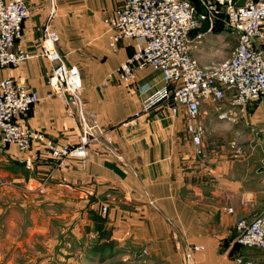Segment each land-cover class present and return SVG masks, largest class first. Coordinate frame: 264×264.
<instances>
[{"label":"crops","instance_id":"obj_1","mask_svg":"<svg viewBox=\"0 0 264 264\" xmlns=\"http://www.w3.org/2000/svg\"><path fill=\"white\" fill-rule=\"evenodd\" d=\"M26 2L30 14L14 49L36 53L45 41L46 26L55 29L66 65L81 73L84 112L88 117L95 113L98 124L86 162L60 163L37 144L24 152L5 144L6 152L26 161L24 166L39 173L49 190L55 187L59 193L71 194L74 201H88L105 216V235L97 226L89 228L96 236L88 243L92 253L63 260L71 264H264V250L244 247L237 240L239 220L264 214V147L251 146L252 142L243 156H236L233 148L219 141L210 146V136L220 137L235 124L221 116L230 110L215 112L211 100L202 104L197 119L205 129L199 148L184 107L173 113L163 104L136 115L145 97L143 90L163 85V75L148 66L138 69L129 85L117 78L119 66L138 48L131 39L120 40L114 50L110 46L104 20L123 0ZM193 3L200 11L198 1ZM54 7L56 14L50 19ZM222 25L218 16L211 30L202 32L201 24L191 36L203 33L201 41L193 39L191 49L203 66L222 59L216 50L225 31ZM231 32L238 40L237 33ZM51 66L46 57H32L18 67L0 68V78L12 77L40 94L26 120L30 128L57 143L75 144L84 133V123L76 106H69L58 94L48 96ZM261 111L256 107L244 121L254 123L255 117L261 121ZM241 125L251 129L244 122ZM0 153L6 156L1 149Z\"/></svg>","mask_w":264,"mask_h":264},{"label":"built area","instance_id":"obj_2","mask_svg":"<svg viewBox=\"0 0 264 264\" xmlns=\"http://www.w3.org/2000/svg\"><path fill=\"white\" fill-rule=\"evenodd\" d=\"M123 0L104 20L110 46L114 50L122 39L134 40L138 48L123 62L116 76L123 84L135 80L136 71L144 67L160 70L163 85L152 91L143 90L145 97L136 115L150 112L167 104L173 113L184 107L190 121L194 144L202 145L204 127L197 123L204 102L229 99L234 109L264 98V0H247L234 6L232 0ZM200 18L211 21L220 15L225 24L237 33V45L231 55L219 62L203 66L192 55V42L201 41ZM30 10L26 0H0V68L18 67L32 57H46L52 66L47 74L51 89L48 96L60 95L69 106H76L84 123L78 143H57L43 132L30 128L26 120L33 106L40 101L38 91L17 83L12 77L0 78V136L4 144H14L24 152L41 145L58 162L75 159L86 162L88 144L98 129L96 114L84 112L82 78L77 67H68L57 44L58 32L46 26L42 49L31 53L14 49L21 38L23 25ZM56 14L52 8L50 19ZM221 116L228 117L224 112ZM89 118L93 121L90 123ZM236 156L244 155L238 141L232 142ZM198 152L201 153V150ZM103 212L108 209L103 206ZM231 212L233 208H229ZM238 242L247 248L264 250V214L252 220L237 222ZM145 252V250H144Z\"/></svg>","mask_w":264,"mask_h":264},{"label":"rangeland","instance_id":"obj_3","mask_svg":"<svg viewBox=\"0 0 264 264\" xmlns=\"http://www.w3.org/2000/svg\"><path fill=\"white\" fill-rule=\"evenodd\" d=\"M220 16L225 31L216 50L224 60L234 50L237 40L225 24L224 16ZM262 100L247 104L245 110L234 109L227 97L213 101L214 111L229 109L224 119L235 124L220 137L210 136V146L219 141L225 148H233L232 142L238 141L241 148L250 147L252 142L251 146L263 148ZM256 107L262 110L261 121L256 117L254 123L251 119L244 121ZM241 122L251 129L240 126ZM235 128L240 129L238 135ZM104 220L103 213L91 208L88 201H74L71 194L59 193L55 187L49 190L39 173L0 153V264H71L63 259L88 257L93 250L88 243L96 238L89 228L103 224Z\"/></svg>","mask_w":264,"mask_h":264},{"label":"water","instance_id":"obj_4","mask_svg":"<svg viewBox=\"0 0 264 264\" xmlns=\"http://www.w3.org/2000/svg\"><path fill=\"white\" fill-rule=\"evenodd\" d=\"M247 0H232V4L234 6H243L245 5ZM197 16L199 17L200 21H201V24H202V27H201V30L202 32H207L209 31L210 27H211V21L209 18H206V19H202L200 18V14L197 13ZM263 102H264V98H263ZM263 147H264V140H263ZM0 149L1 151L14 163L16 164H20V165H27V162L26 161H19L16 157L12 156L11 154L7 153L6 152V145L2 142L0 143Z\"/></svg>","mask_w":264,"mask_h":264},{"label":"trees","instance_id":"obj_5","mask_svg":"<svg viewBox=\"0 0 264 264\" xmlns=\"http://www.w3.org/2000/svg\"><path fill=\"white\" fill-rule=\"evenodd\" d=\"M97 227L100 230V233L102 232V234L105 235V230L103 229L104 228L103 224H99ZM103 249H104V247H102V251H103Z\"/></svg>","mask_w":264,"mask_h":264}]
</instances>
